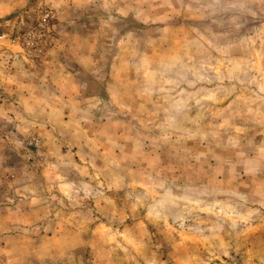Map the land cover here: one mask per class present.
<instances>
[{
	"label": "rangeland",
	"instance_id": "374dc122",
	"mask_svg": "<svg viewBox=\"0 0 264 264\" xmlns=\"http://www.w3.org/2000/svg\"><path fill=\"white\" fill-rule=\"evenodd\" d=\"M42 7L95 68L56 107L0 86V264H264V0H0V34Z\"/></svg>",
	"mask_w": 264,
	"mask_h": 264
},
{
	"label": "crops",
	"instance_id": "0c3cea01",
	"mask_svg": "<svg viewBox=\"0 0 264 264\" xmlns=\"http://www.w3.org/2000/svg\"><path fill=\"white\" fill-rule=\"evenodd\" d=\"M51 54L48 53L34 60L27 57H23L21 60L14 56L12 62L6 65V68L1 69L0 86L9 94L18 91L21 94L19 98L24 104H29L31 97L34 96L37 100L36 106H52L54 104L53 106L56 107L57 103L54 101L59 100L57 97L62 98L64 95L63 92L61 95H58L57 92L65 89L64 84L70 89L65 93L68 102L76 103L77 96L86 99L83 92L85 84L88 83L86 73L94 70L95 64L87 65L85 58L74 53H69L68 56ZM14 64L20 66L21 69L13 70ZM98 65L97 60L96 67ZM88 68L92 70H88ZM4 70H6V75L2 74ZM11 101L10 106L20 107L22 105L20 100ZM85 107L82 106V108ZM78 108L81 107L78 106Z\"/></svg>",
	"mask_w": 264,
	"mask_h": 264
},
{
	"label": "built area",
	"instance_id": "2783aa9c",
	"mask_svg": "<svg viewBox=\"0 0 264 264\" xmlns=\"http://www.w3.org/2000/svg\"><path fill=\"white\" fill-rule=\"evenodd\" d=\"M57 16L50 7L38 8L31 25L15 34H0V41L8 40L11 44L25 51L30 57H41L56 43L55 32ZM30 143L40 148L41 140L36 135L30 136Z\"/></svg>",
	"mask_w": 264,
	"mask_h": 264
}]
</instances>
